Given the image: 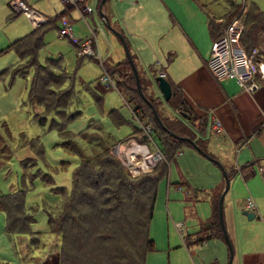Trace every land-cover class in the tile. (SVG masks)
Segmentation results:
<instances>
[{
	"label": "rangeland",
	"instance_id": "rangeland-1",
	"mask_svg": "<svg viewBox=\"0 0 264 264\" xmlns=\"http://www.w3.org/2000/svg\"><path fill=\"white\" fill-rule=\"evenodd\" d=\"M22 1L51 21L42 27L43 45L36 54L37 64H31L23 72H19L16 70L19 63L25 62L27 58L21 59L13 49L3 51V48L10 39L31 30L33 25L25 12H17L13 8L12 0H0V191H8L11 187L21 191L24 200L22 215L31 218V232L11 233L5 213L0 211V264H43L48 254H58L62 242L61 233L52 229L50 218H56L62 210L65 193L69 192L71 186V174L79 163L80 156L93 157L105 148L111 152V148L128 137L133 126L138 125L133 111L134 102H126L124 99L128 96V91L121 89L119 92L114 87L112 78V81L109 78L102 80L103 62H107L109 68L114 70L113 64L125 58L124 42H121L112 29H122L130 53L138 57L139 63L135 59L133 61L135 60V67L141 77V86L148 98L156 97L159 100L155 105L158 116L167 120L174 116L181 119V115L168 106V100L154 91L157 90L155 84L147 80V76L153 72L151 64L159 60L173 80L181 65L185 64L189 52L187 37L182 30L188 32L191 38H209L205 24L207 17L216 21L226 18L228 21L229 18V6L225 0H105L104 5L108 9L106 20L111 29L107 27L106 20L100 18V2L96 0L86 1L93 10L91 15L88 13L85 17L78 7L62 12L65 9L62 0ZM235 1L244 4L245 8L255 3L264 10V0ZM60 11L70 17L73 36L78 39L90 38L96 51L95 57H81L69 37L59 33ZM241 12L242 10L235 15ZM211 43L209 41L204 56L206 60ZM243 46L245 47L244 44ZM261 47L264 46L261 44ZM168 58L171 59L167 60ZM193 58L195 56L191 57ZM37 65L45 68L39 70L43 77L39 101L31 100L28 93ZM129 68V63L121 66L122 72H129ZM46 71L52 77L46 76ZM114 78H117V74ZM225 80L228 81L229 89L236 92L241 89L235 79ZM263 82L264 79L260 80V83ZM97 95L101 96L100 102L95 100ZM110 108H117L129 122L114 125L107 116ZM139 108L153 120L150 116L152 110ZM178 119L175 125L181 127ZM219 122L221 125L227 123L220 119ZM187 123L194 132L195 140L204 146L214 160L197 151L192 143L182 144L175 155L165 156L161 152L159 160H163L154 164L153 171H134L135 177L127 176L128 183L133 178L153 177L165 167L164 173L156 182L152 218L149 222L154 247L146 253L145 264L228 263L229 246L224 236V240L209 241L188 248L183 242L188 237L190 244L200 243L196 241L199 234L194 236L185 232L198 230L200 224L209 217L210 198L216 194L218 196L223 189L222 166L231 172L222 203L227 233L229 234V230L231 233L235 230L240 232L239 237L245 250L249 246L264 249V176L258 169L259 164H264V115L261 125L263 128L256 135H251L248 143L234 141L235 132L228 131V137L221 133H211L209 123L205 128H197L188 121ZM66 130L73 134L68 136ZM136 137L137 134L120 143L129 149L135 142L128 139ZM154 137L160 147L157 133ZM68 141L76 145L79 154L67 149ZM149 147L152 154L144 162L134 161L136 167L145 168L147 163L152 166L153 157L159 153L156 145L150 144ZM114 156L127 168L123 161V150ZM253 160L257 161L253 164L254 173L247 179L239 171L241 168L233 167V164L242 167ZM126 187H118L117 184L116 189L122 194L125 204L122 212H117L129 210L130 218L136 217L143 223L149 193L142 196L140 190L145 188L136 182L133 185L134 191L129 193L131 195L127 200L124 199ZM247 198L256 206L255 216L251 219L243 214ZM88 223L90 222L87 221ZM54 228L57 229L56 225ZM136 234L143 237L141 231H136ZM129 236L131 235L125 237L118 246L123 245L121 249H128L129 254L137 256L138 260L141 250L137 251V245L141 238H136V242L132 243ZM28 237L35 245L29 243ZM101 237H104L102 232ZM110 254L107 252L106 256H101V259L106 257V264H130L132 261L130 258L109 261L107 256ZM231 259L233 264L234 259Z\"/></svg>",
	"mask_w": 264,
	"mask_h": 264
},
{
	"label": "trees",
	"instance_id": "trees-1",
	"mask_svg": "<svg viewBox=\"0 0 264 264\" xmlns=\"http://www.w3.org/2000/svg\"><path fill=\"white\" fill-rule=\"evenodd\" d=\"M225 1L228 2L229 6L228 21H226L227 18L225 20L216 21L211 17H207L206 22L212 40L221 35L225 26L230 22V19L235 16L236 12L245 8L244 4L238 3L235 0ZM98 2H100V0H98ZM50 21L51 19L31 29L20 37L10 40L6 47L3 48V51L13 49L21 59L27 58L25 62L19 63L16 69L19 72H23L31 64H37L36 54L38 49L43 45L42 35L44 31H42V27L43 24L49 23ZM119 32L122 34L120 30ZM122 36L124 37L123 34ZM69 39L77 47L78 42H75L71 38ZM124 40L126 41L125 37ZM241 41L245 45L247 51L251 50L253 47H258V50L260 49V52L264 53V47H261V44L264 46V10L260 9L255 3H251L246 8ZM77 53L79 52L77 51ZM79 55L83 57L80 53ZM126 63H128V60L125 57L113 64V70L109 68L107 62H103L101 65L103 74H107L109 78L114 79V87L119 92H121V89L128 91V96L124 98L125 101L128 102V100H131L134 102L133 111L139 110L142 117L146 118V121L152 126L154 132L157 133V138L161 143L159 148L162 154H165V156L175 155L177 149L180 148L182 144L189 145L190 143L189 141L178 139L170 135L169 131H173L178 135L189 137L202 149L205 153L204 155L207 154L211 157L204 146L200 145L198 141L195 140L194 132L192 133V130L187 124V121H194L196 118L189 114L190 112L188 111V107L181 93L172 85L173 94L169 97L167 103L171 109L176 110L179 114H181V112L182 114L185 113V117L180 116L181 119H178L176 116H168L169 120L161 117L160 120L166 129L162 128L153 111H151L152 108L150 105L152 104L156 109L155 105L159 100H157L156 97L152 99L148 98L144 93L142 86V92L149 100L150 104L139 95L135 82V76L131 67L129 68V72L128 70L125 72H122L121 70V66ZM36 67L37 71L32 79L28 93L31 100L39 101L41 100L39 91L43 83V77L40 75L39 70H44L45 68L41 65H37ZM128 73L129 75H127ZM45 74L46 76L52 77V74L47 71ZM113 74H117V78H114ZM139 82L141 85V77H139ZM95 100L100 102L101 96H95ZM141 105L150 109V116H152L153 120L149 119L144 110L139 108L142 107L144 109ZM107 116L114 125L129 122L120 114L117 108H110L107 111ZM176 119L180 121L178 125L181 127H176ZM170 120H172V122ZM201 126H203L202 128H205V122H200L198 127ZM260 128L261 127L254 129L253 132L259 133ZM141 132L142 130L138 125L133 126L129 137L137 134L135 139L137 142H149L148 137ZM66 134L69 136V134H73V132L66 130ZM66 144L68 145V150L78 153V149L74 143L68 141ZM99 154L88 158L80 156V161L71 174V186L69 192H64L66 198L63 202L62 210L59 216L56 218H50L52 229L61 233L62 242L58 251V264H106V257L101 259V256H106L107 252L109 254L111 252H118L108 255L107 257L109 261H112L113 259L118 261V259L122 260L124 258H130L132 260L130 264H145L146 253L151 251L154 247V241L149 233V222L152 218L156 182L159 176L164 173L163 170H165V167L153 177L133 178L127 183V176H131V174L127 168L121 165V162L115 158V154L110 152L108 148L103 149L99 152ZM254 163L255 161L248 162L240 167L241 169L239 171L244 175V178H247L249 175L251 176L254 173ZM222 167L224 168L228 178L231 179V172H228L224 166ZM244 168L247 170H242ZM151 170L153 171V168ZM113 172L115 176H113ZM136 182L137 184H140L142 188H145V190H140V194L142 196L144 193H149L147 214L143 223H140L136 217L131 216L132 218H130L129 210H125L124 213L117 212H122L124 209L123 207L125 206L122 200V194L116 189L117 184L118 187L121 186L122 188L124 185L127 186L125 188L127 194L124 192V199L128 200V196H130L132 194L131 192L134 191L133 185ZM59 189L64 190L63 187H59ZM129 193L131 194L129 195ZM218 196L216 194V196H212L210 198L212 209L211 216L200 225L197 231L199 236L196 241L202 242L213 237L223 236L222 229L218 221ZM94 199L95 202H93ZM23 201L22 192L19 190L11 187L8 191H0V210L6 213L8 227H16V224L18 223L21 229L29 231L28 225L31 218L22 215ZM87 221L90 223L87 224ZM54 225H56L57 229L54 228ZM136 231L143 232V237L141 238V236L137 235ZM101 232L104 237H101ZM128 235H131L129 237H131L130 240L132 243L136 242V238H141L140 244L138 243L139 245H137V251L141 250L138 260L137 256L135 257L129 254L128 249L127 251H123L121 249L123 245L118 246L125 237H128ZM133 255H135V253H133ZM134 261H137V263Z\"/></svg>",
	"mask_w": 264,
	"mask_h": 264
},
{
	"label": "crops",
	"instance_id": "crops-1",
	"mask_svg": "<svg viewBox=\"0 0 264 264\" xmlns=\"http://www.w3.org/2000/svg\"><path fill=\"white\" fill-rule=\"evenodd\" d=\"M139 6L140 4L137 5V7ZM102 9L105 12V14L108 15V9L106 8L105 5L102 6ZM31 10L33 11V13L28 17L31 21V24L33 25V28L50 20L49 17H47L43 13H40L36 9L31 8ZM89 15L91 14L89 13ZM205 24L207 27V33H208L209 38H191L188 32H185L184 30H182L184 35L187 37L186 45L189 48V52L186 55L185 64L181 65L179 71L173 77V80L168 75L166 71V67L164 65H161V62L159 60H155L151 64L153 66L152 67L153 72L152 74H149L147 76V80L152 81V76L155 75L158 70L160 69L163 70L165 77L170 82L171 86L173 85L181 93L188 107V111L190 112L189 114H191L194 118H196L194 121H189L190 124H195L198 128L200 122H205V126L206 124L209 123L211 133L212 132H214V134L221 133L223 136L226 135L228 137V131L235 132L236 137L234 141L239 140L241 141V143L242 142L248 143L249 142L248 139L250 138V136L257 134V133H254L253 130L256 128L258 129L259 127H261L260 130L263 128L261 125H262V120H263V115H264V82L263 84L260 83L258 89L252 93L246 92L242 89L236 92L233 89H229L227 86L228 81L225 79H230V78H224V79L214 78L212 74L210 73L209 69L207 68L206 59H204V56L207 53V46L209 45V41L212 42L211 35L208 31L207 22ZM118 30L122 32V29L118 28ZM20 36L21 35L15 36L14 38H18ZM73 37L75 38L76 41L80 40L76 38L75 36ZM131 55L133 59L137 61L136 63H139L138 57L136 56V54L131 53ZM192 56H195V58L191 59ZM170 59L171 58H168L167 60H170ZM154 91H157V90L154 89ZM158 95H160L159 92H158ZM180 115L185 117V115L182 114V112ZM212 118H213V121L211 122ZM219 119L227 123L225 125H221L219 122V128L217 129L215 125L213 124V122L215 120L219 121ZM203 131L204 129L201 132ZM128 137L124 139H127ZM229 137L233 138L232 135L230 134H229ZM122 140L118 141L119 143L117 142L115 144V148L113 149L111 148V152L113 154H118V150L120 149V147L124 146L123 143H120L122 142ZM133 140L134 139L132 138L128 139V141L130 142H132ZM254 161L255 160L250 161V162H254ZM255 163H257V161H255ZM233 167L235 169L237 167L240 168L239 166L237 165L235 166L234 164H233ZM247 178H244V179H247ZM254 208L256 209L255 204L253 208L251 209L247 208L244 210H249L255 213ZM211 210L212 209H211V201H210V215L207 219H209L211 216ZM5 220L7 221L6 213H5ZM7 225H8V221H7ZM16 225H17L16 227L9 228L8 230L11 231V233L27 234L26 231L21 229L18 223ZM28 227L30 231V225H28ZM197 231L198 230L191 231V232L186 231L185 234H191L195 236L199 234V233H196ZM228 232H229L228 237L230 239V242L232 241L234 243L232 245V242H231L232 254L234 253L232 256V258L234 259L233 264H264V249L263 248H254V247L249 246V248L245 250L242 247V240L239 237L240 232H237L236 230L233 233H231L230 230ZM187 238L183 239V242L187 248L190 246L198 245V244H204L209 241L224 240L223 236H220V237H213L208 240H204L200 243L190 244L189 242L191 240ZM28 241L31 245H35L33 241L29 239V237H28ZM234 246L237 247L239 250L238 249L236 250ZM229 255H230V252H229ZM50 263L58 264V254L57 253L48 254V258L43 264H50ZM231 263H232V259H231ZM210 264H214V263L211 262Z\"/></svg>",
	"mask_w": 264,
	"mask_h": 264
},
{
	"label": "built area",
	"instance_id": "built-area-1",
	"mask_svg": "<svg viewBox=\"0 0 264 264\" xmlns=\"http://www.w3.org/2000/svg\"><path fill=\"white\" fill-rule=\"evenodd\" d=\"M86 1L87 0H62V2L65 4V9L62 12H66L72 7H78L81 11V14L86 16V14L91 13L93 10V8L88 5ZM96 2H98V0H96ZM12 6L17 10V12H25L27 16H30L33 13L31 8H29L22 0H12ZM62 12L58 16L61 22L59 33L61 35L68 36L75 42H78V52L81 55L95 57L96 51H94V48L92 47L90 38H82L83 40L80 39L76 41L72 34L71 24L69 23L70 17L66 15V13L63 14ZM245 12L246 8L242 10L241 14L235 15L234 18L229 23H227L221 35L212 40L210 53L208 59L206 60V65L214 78H233L242 90L252 93L258 89L260 80L264 79V53L260 52L258 47H253L251 50L247 51L241 42V34L244 29ZM103 75L104 76L102 80L109 78L107 74ZM157 75L165 77V74L161 69L157 71ZM109 79L111 80V78ZM134 116L138 120V126L142 130L141 133L148 137L149 142H135L132 147H129V149L125 148L123 150L125 157L123 161L125 162V165L132 176L135 175L134 171H141L140 173H142L145 172V169L151 170L161 155V150L155 142V132L152 126L142 118L139 110L134 111ZM213 124L217 129L219 128V121L215 120ZM150 144L157 146L156 151L159 153V155H157L158 157H153L154 159L152 166L147 163L145 168L136 167V165L128 158L129 152L133 150V147L145 146L143 147L146 150L143 157L144 162V159L150 157V154H152L149 149ZM149 166L151 168H149ZM258 169L264 176V164H259ZM244 205L246 209H251L254 207L253 201L250 198L246 199Z\"/></svg>",
	"mask_w": 264,
	"mask_h": 264
},
{
	"label": "water",
	"instance_id": "water-1",
	"mask_svg": "<svg viewBox=\"0 0 264 264\" xmlns=\"http://www.w3.org/2000/svg\"><path fill=\"white\" fill-rule=\"evenodd\" d=\"M105 0H100V4H99V9H98V12H99V16L100 18L104 21L106 20V14L105 12L103 11L102 9V6L104 4ZM107 22V20H106ZM107 27L111 28L107 22ZM112 29V28H111ZM116 34H118V36L120 37V40L122 42H124V50H125V57L126 59L128 60V63L133 71V74L135 76V82H136V86H137V89H138V93L140 94V96H142L146 102H149V100L144 96L143 92H142V88H141V85H140V82H139V75H138V72H137V69L135 67V64H134V61H133V58L131 56V53L129 51V48L128 46L126 45L125 43V40H124V37L122 36V34L116 30V29H112ZM152 82L155 84L156 86V89L157 91L161 94V96L163 97L164 100H168L169 97L171 96V94L173 93L172 91V88H171V85L169 83V81L165 78V77H162L160 75H156L152 78ZM151 105V108H152V111L157 119V121L159 122V124L161 125L162 128L166 129V127L163 125L162 121L160 120V117L158 116V114L156 113V109L154 108V106L152 104ZM169 134L178 138V139H183V140H186V141H189L190 143L193 144L194 148L201 152L202 154H205L202 149L197 146L189 137H186V136H181V135H178L176 133H174L173 131H169ZM206 156L209 158V159H212L211 157H209V155L206 154ZM222 173H223V178H224V185H223V189L221 190L220 194H219V197H218V221H219V224L221 226V229H222V233H223V236L226 240V242L228 243V246H229V252H230V257H229V260H228V263L227 264H231V258H232V246H231V243H230V240H229V237H228V233H227V230H226V227H225V224H224V220H223V198H224V195L228 189V186H229V182H230V179L228 178L224 168L222 167ZM243 214H245L247 216L248 219H251L255 216V213L252 212V211H248V210H245L243 211Z\"/></svg>",
	"mask_w": 264,
	"mask_h": 264
},
{
	"label": "bare ground",
	"instance_id": "bare-ground-1",
	"mask_svg": "<svg viewBox=\"0 0 264 264\" xmlns=\"http://www.w3.org/2000/svg\"><path fill=\"white\" fill-rule=\"evenodd\" d=\"M143 147H145V146L135 147V149L132 148L134 151L132 150L128 154V158L130 159L131 162L134 163V161H135L137 163V162H141L143 160L144 154L146 152L145 148H143Z\"/></svg>",
	"mask_w": 264,
	"mask_h": 264
}]
</instances>
